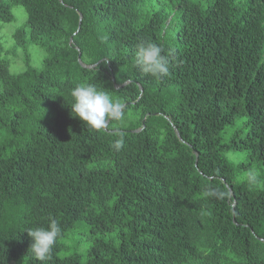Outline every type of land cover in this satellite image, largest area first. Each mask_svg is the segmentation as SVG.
<instances>
[{
	"label": "trees",
	"instance_id": "trees-1",
	"mask_svg": "<svg viewBox=\"0 0 264 264\" xmlns=\"http://www.w3.org/2000/svg\"><path fill=\"white\" fill-rule=\"evenodd\" d=\"M149 2L0 0V24L26 12L25 70L0 43V264H264V0ZM140 40L169 55L168 76L136 66ZM84 84L123 120L75 116ZM49 217L62 236L41 262L27 230Z\"/></svg>",
	"mask_w": 264,
	"mask_h": 264
},
{
	"label": "clouds",
	"instance_id": "clouds-1",
	"mask_svg": "<svg viewBox=\"0 0 264 264\" xmlns=\"http://www.w3.org/2000/svg\"><path fill=\"white\" fill-rule=\"evenodd\" d=\"M135 64L144 74L154 78L169 75V55L157 43L140 40L136 46ZM107 61H105L106 63ZM73 103L71 111L90 129L100 131L108 127L110 121L123 120L124 106L108 92L98 89L94 84L77 85L71 91ZM124 137L115 139L112 147L120 151L124 146ZM209 196L217 195L214 191ZM31 238L30 250L32 255L41 262L51 260L53 249L62 236V228L57 219L49 217L48 226L27 230Z\"/></svg>",
	"mask_w": 264,
	"mask_h": 264
},
{
	"label": "rangeland",
	"instance_id": "rangeland-1",
	"mask_svg": "<svg viewBox=\"0 0 264 264\" xmlns=\"http://www.w3.org/2000/svg\"><path fill=\"white\" fill-rule=\"evenodd\" d=\"M243 1V0H235ZM163 5V0H157V4L149 2L148 7H160ZM170 9L166 7V11ZM12 13L14 21L7 24H0V43L2 44L1 57L7 61L8 68L11 73L22 72L26 69L25 64V52L22 47L15 45L13 33L17 28L24 25L26 20V12L21 5H15L12 7ZM174 22H169L167 25V31H171L174 28ZM27 53L30 57V64L36 70L42 67V60L46 56L44 50L35 44L29 43L27 45ZM227 156L233 161H239L245 157L244 152L230 151Z\"/></svg>",
	"mask_w": 264,
	"mask_h": 264
}]
</instances>
